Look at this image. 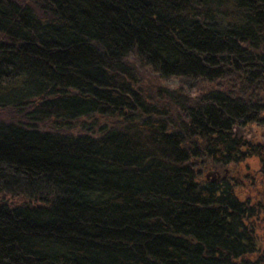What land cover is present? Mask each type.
<instances>
[{
	"label": "trees",
	"instance_id": "1",
	"mask_svg": "<svg viewBox=\"0 0 264 264\" xmlns=\"http://www.w3.org/2000/svg\"><path fill=\"white\" fill-rule=\"evenodd\" d=\"M253 124L264 0H0V264H264Z\"/></svg>",
	"mask_w": 264,
	"mask_h": 264
},
{
	"label": "rangeland",
	"instance_id": "2",
	"mask_svg": "<svg viewBox=\"0 0 264 264\" xmlns=\"http://www.w3.org/2000/svg\"><path fill=\"white\" fill-rule=\"evenodd\" d=\"M168 83L178 84L180 83L178 78H171ZM190 84L186 85L189 89ZM254 131L260 132L261 137L264 135V124L258 125L253 124ZM216 169L219 173V180L226 178H235L238 181V186L236 188L240 198H250L251 201H262L264 203V166L260 162L257 156H248L239 163L229 164V165H215L207 164L202 167V174L210 170ZM210 175L209 178H213ZM260 234L262 235L263 250H264V228L260 229Z\"/></svg>",
	"mask_w": 264,
	"mask_h": 264
},
{
	"label": "water",
	"instance_id": "3",
	"mask_svg": "<svg viewBox=\"0 0 264 264\" xmlns=\"http://www.w3.org/2000/svg\"><path fill=\"white\" fill-rule=\"evenodd\" d=\"M210 175L214 176L213 178H211L212 181L219 180V176L218 177L216 176V175H219V173L216 169L210 170L206 173L207 178H209Z\"/></svg>",
	"mask_w": 264,
	"mask_h": 264
}]
</instances>
